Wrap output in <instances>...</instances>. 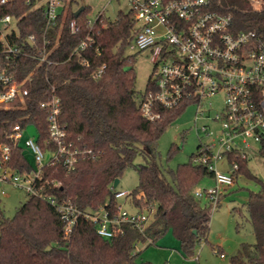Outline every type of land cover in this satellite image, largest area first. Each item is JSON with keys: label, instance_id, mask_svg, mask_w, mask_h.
I'll use <instances>...</instances> for the list:
<instances>
[{"label": "trees", "instance_id": "1", "mask_svg": "<svg viewBox=\"0 0 264 264\" xmlns=\"http://www.w3.org/2000/svg\"><path fill=\"white\" fill-rule=\"evenodd\" d=\"M27 1L14 0L0 10V16L10 14L18 20L17 29L9 35L11 41L17 36L20 42L30 35L37 39L36 47L24 46L26 57L12 62L20 79L32 74L27 84L30 95L0 111V144L12 147V167L21 172L31 169L23 151L7 139L15 125H34L40 135L38 143L48 148L49 124L40 103L54 88L60 99V121L67 126L69 140L84 154L72 170L62 164L43 169L48 194L85 213L102 207L115 209L119 204L116 194L122 191L113 184L134 167L139 183L127 200L139 210L153 209L154 215L144 233L124 226V233L113 240L101 238L95 224L80 216L72 234L65 237L61 216L47 201L28 196L13 218L5 217L0 201V264H152L139 261L137 245H154L169 231L180 242L182 253L193 256L196 245L208 241L212 216V206H202L195 191L213 173L194 161L201 145L190 163L172 171L173 183L155 160L153 146L187 107L161 108L155 121L143 116L141 98L152 87L150 79L145 93L136 88L135 56L128 54L137 32L132 12L121 11L115 20L100 14L91 26L88 8L76 17L69 0L56 27L45 34L43 8L35 5L36 0ZM209 1L211 11L232 17L234 34L253 31L264 40V0L258 7L250 0ZM73 21L78 28L75 34L70 30ZM45 36L50 39V65L31 58L43 49ZM83 41L88 42L87 48L74 54ZM103 65V74L95 77ZM178 150L174 146L170 158ZM142 153L151 160L134 164ZM261 153L264 157V148ZM237 161L241 169L235 182L245 177L259 187L247 202L256 243L241 244L231 264H264V182L252 173L249 162ZM52 182L57 186L50 188ZM216 252L223 255L220 248Z\"/></svg>", "mask_w": 264, "mask_h": 264}, {"label": "built area", "instance_id": "2", "mask_svg": "<svg viewBox=\"0 0 264 264\" xmlns=\"http://www.w3.org/2000/svg\"><path fill=\"white\" fill-rule=\"evenodd\" d=\"M39 1L36 0L35 5L43 8L45 34L50 33L69 0H41L43 5H38ZM13 2L0 0V10ZM127 2L138 27L129 49L148 51L154 65L152 89L141 98V112L149 121H155L160 117L161 108L172 110L195 105L196 118L210 122L200 128L209 139L201 144L200 155L194 161L208 167L215 184L198 188L195 196L207 199L215 209L221 202L220 197L235 184V174L241 169L237 159L250 163L253 158H264L261 153L264 148V40L253 31L234 34L231 31L232 17L211 11L209 0ZM17 23L18 20L10 14L0 16V111L30 95L27 84L31 82L32 74L20 79L12 70V62L26 57L24 46L36 47L37 39L30 35L21 42L19 36L11 41L9 35L17 29ZM94 23L90 21L91 26ZM70 30L72 34L78 32L75 21L70 24ZM49 43L50 39L45 36L43 49L37 50L38 54H31V58L52 64L47 59ZM87 46L88 42L83 41L74 54ZM105 67L103 65L94 76L101 77ZM218 95L223 96V108L212 114V105H207V101ZM40 107L46 112L49 124L48 148L44 150L38 141L27 139L24 147L34 157L36 166L28 161L31 169L21 172L12 167L10 144H0V182L20 188L28 196L45 200L55 207L65 225V237L72 234L80 216L91 220L97 234L104 240L122 235L124 226L144 233L154 210L126 209L124 205L129 193L116 194L118 200L125 199L117 208L102 207L92 213L79 211L48 194L43 169L62 164L72 170L84 152L69 140L67 126L60 121V99L54 88ZM25 128L15 125L7 135L9 142L20 148ZM21 150L24 153V149ZM46 156L49 159L45 163ZM223 160L228 163L227 172L218 170ZM48 185L53 188L57 183Z\"/></svg>", "mask_w": 264, "mask_h": 264}, {"label": "rangeland", "instance_id": "3", "mask_svg": "<svg viewBox=\"0 0 264 264\" xmlns=\"http://www.w3.org/2000/svg\"><path fill=\"white\" fill-rule=\"evenodd\" d=\"M71 1V0H70ZM254 6L259 4L250 0ZM43 2L40 0L38 5ZM81 7H87V19L94 22L100 14L110 20H115L119 12L128 13L130 7L127 0H72V10L76 13ZM136 29H138L136 25ZM128 54L135 56L136 88L140 93H145L151 79L154 65L151 62V55L148 51H132L128 49ZM212 105V114L220 112L223 108V96L218 95L207 101ZM197 107L188 106L172 122L160 139L153 146L155 153L153 156L157 163L164 169L166 177L173 183L172 171L179 165L191 162L192 157L197 154L198 147L208 141L206 134L200 131L201 126L210 124L208 120L197 119ZM39 131L34 125H29L24 129L21 142V149L31 164H35L34 157L24 146L27 139L38 141ZM176 146L179 150L170 158L171 149ZM49 156H46L45 163ZM151 157L146 154L138 155L134 164H146ZM252 173L264 182V158L257 157L250 161L249 165ZM221 172L228 171V163L223 160L218 165ZM139 183V174L134 167L127 169L117 186V191L131 193ZM215 184L213 178H207L198 188L211 187ZM259 187L253 181L245 177H239L235 184L228 189L221 199L219 206L212 209L210 220V234L208 241H200L193 256L184 255L181 245L172 231L164 234L154 245H140L139 261L150 262L152 264H231V258L237 253L241 244H255L256 237L254 228L249 218L247 202L251 192H257ZM2 191L5 194H2ZM28 195L20 188L8 183L0 182L1 208L6 218H13L19 207L27 200ZM202 206H209L207 199H199ZM125 199H120L123 204ZM124 207L130 211L135 208L129 201ZM220 248L224 256L216 252Z\"/></svg>", "mask_w": 264, "mask_h": 264}, {"label": "water", "instance_id": "4", "mask_svg": "<svg viewBox=\"0 0 264 264\" xmlns=\"http://www.w3.org/2000/svg\"><path fill=\"white\" fill-rule=\"evenodd\" d=\"M85 7H81L76 13L75 16L78 17L83 11H84ZM120 180L116 179L114 184H113V188H117V186L119 185Z\"/></svg>", "mask_w": 264, "mask_h": 264}, {"label": "crops", "instance_id": "5", "mask_svg": "<svg viewBox=\"0 0 264 264\" xmlns=\"http://www.w3.org/2000/svg\"><path fill=\"white\" fill-rule=\"evenodd\" d=\"M140 247V246H139ZM140 249V248H139ZM221 256H224V254L223 255H221Z\"/></svg>", "mask_w": 264, "mask_h": 264}]
</instances>
